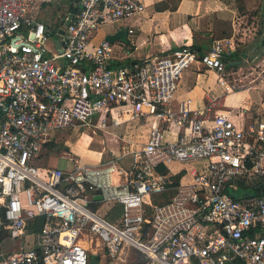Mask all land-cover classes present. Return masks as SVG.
Instances as JSON below:
<instances>
[{
  "label": "built area",
  "instance_id": "built-area-1",
  "mask_svg": "<svg viewBox=\"0 0 264 264\" xmlns=\"http://www.w3.org/2000/svg\"><path fill=\"white\" fill-rule=\"evenodd\" d=\"M36 1L0 0V264L101 263L131 248L145 264H264V110L248 120L242 107L213 116L214 98L201 110L190 99L173 106L195 64L233 92V40L130 62L92 39L141 15L142 0H78L58 26L32 14ZM124 118L150 123L147 142L121 156H132L128 168L82 164L67 150L70 168L45 164L60 143L53 133ZM174 162L190 164L189 183L159 171ZM170 189L168 202H152ZM111 203L122 209L116 222L95 209Z\"/></svg>",
  "mask_w": 264,
  "mask_h": 264
},
{
  "label": "crops",
  "instance_id": "crops-1",
  "mask_svg": "<svg viewBox=\"0 0 264 264\" xmlns=\"http://www.w3.org/2000/svg\"><path fill=\"white\" fill-rule=\"evenodd\" d=\"M142 2L146 6V10L141 15L116 23L117 26L113 30L101 32L100 29L94 35L92 44H99L107 34L125 27L129 31V44L116 43L114 48L118 56L127 55L130 62L142 61L147 57L171 55L184 46L204 53L215 41L231 39L234 42L233 50L230 55L225 57L227 74L230 77L233 73L240 74L250 59L260 58L259 62L255 63L257 67L264 63L260 62L264 55V23L258 27L254 21L260 19L262 22L264 20V15L260 12L264 10V0H142ZM71 3L77 7V1L72 0ZM56 5L64 6L65 9L62 14L57 16L58 19L52 21L49 18L57 10L54 8ZM70 6L69 0H37L33 6L32 14L47 25L58 26L71 19V16L78 11L73 13L74 10ZM259 9L260 11H257ZM258 28H260L259 31ZM257 34L261 39L257 38ZM261 78L250 89L228 93L219 85L218 75L215 72L207 70L201 64H195L186 70L179 80L173 106L177 109L180 103L190 99L192 109L201 110L208 106L211 99L214 98L216 106L211 111L213 116L215 112H226L242 107L247 109L248 112L245 113L249 120L251 115L260 114L264 110V75ZM227 81L232 84L229 78ZM231 96H237V98L229 107L227 102L229 98H232ZM126 119L124 118V123L135 122ZM148 125L150 132V123ZM137 129V125H133L131 133H137ZM92 137L91 143L94 142L96 136L92 135ZM97 138L99 139V137ZM59 142H62L60 138L57 139V143ZM102 151L98 154H102ZM49 155H51V151ZM121 156L115 159L121 162L123 160L120 159ZM127 156H131L130 153ZM50 162L51 160H48L47 164L50 165ZM98 164L100 163H96V165ZM130 165L129 161L125 168ZM55 167L60 166L56 165ZM183 167L186 169L182 170ZM190 167L187 168L181 163L174 162L166 168L161 167L159 171L167 175L174 185V179L179 176L178 184L183 177L189 178ZM187 169L189 170L188 175ZM183 172L184 174L180 175Z\"/></svg>",
  "mask_w": 264,
  "mask_h": 264
},
{
  "label": "rangeland",
  "instance_id": "rangeland-1",
  "mask_svg": "<svg viewBox=\"0 0 264 264\" xmlns=\"http://www.w3.org/2000/svg\"><path fill=\"white\" fill-rule=\"evenodd\" d=\"M57 10L53 12V16H51L52 21L54 19H58V15L63 13L64 6L56 5L54 6ZM257 11H260L257 10ZM262 15H264V10H261ZM257 13V12H255ZM255 23L260 26L263 25L264 20L260 22V19L254 20ZM251 20V22H254ZM250 22V24H252ZM117 24H105L101 27V32H106L107 30H113ZM63 27H66V24H63ZM260 28H258V31ZM258 33V32H257ZM257 38L259 39L260 36L257 34ZM261 39V38H260ZM117 50V49H116ZM260 58L250 59L248 63L245 65L246 67L244 70L238 73H233V75L229 78L231 83L234 85L233 92H239L242 89H250L254 87L256 83L261 80L262 75H264V55L263 59L260 61L263 64L260 66H256V62H259ZM253 69H252V68ZM244 73V74H242ZM261 76V77H260ZM232 98H229V101L227 102L229 107L232 106L233 101L237 98V96H231ZM230 102V103H229ZM124 119H122V124L119 126H116L113 124V122L110 121V119L107 121V127L103 129H96L95 132L90 130L89 128H82V129H74V130H65L59 133H53L52 134V140H57L60 138L62 142L54 148H51V158H46L44 161L45 164H47L48 160H51L50 166H60L63 168H70L71 163L68 160L62 159L61 154L64 151H70L75 158L79 160L82 164H88V165H96V163L104 164L107 161L111 159L118 158L120 155H123V153L133 151L135 149H139L143 146V144L148 140L149 138V122L145 121H135V122H123ZM133 125H137V133L132 134L131 130ZM110 132V133H108ZM93 136H96L93 143H91V139ZM99 137V139L97 138ZM165 141L174 140L173 133L167 131L165 133ZM67 140V141H66ZM65 141V142H64ZM102 141V142H101ZM65 145H64V143ZM103 150V151H102ZM102 151V154H98V152ZM45 154H47L45 152ZM128 155V154H127ZM125 156L121 162L118 164L127 167V163L132 160V156ZM56 158V159H54ZM54 159V160H53ZM99 164V165H100ZM185 167H190V164H183ZM194 165H201L200 162L194 163ZM178 169H180V166H178ZM186 168L183 167L182 170H185ZM184 172L180 175H183ZM180 176L177 177V179H174V183H176L177 180H179ZM182 183H189L190 177H183L181 180ZM176 185V184H175ZM174 185V186H175ZM175 194V189H170L160 195L154 196L152 198L153 203H163L168 202L172 196ZM248 194H251L250 191H248ZM243 195V193H242ZM96 205L95 209H99L101 214L107 215V218L112 221L116 222L121 217V207L112 205ZM149 209V208H148ZM148 213H150V210H148ZM94 258V257H92ZM91 258V259H92ZM96 258V257H95ZM100 260L99 258H97ZM100 264H145V260L141 252L138 250L131 248L129 252H124L122 256L117 260H110L103 258Z\"/></svg>",
  "mask_w": 264,
  "mask_h": 264
},
{
  "label": "water",
  "instance_id": "water-1",
  "mask_svg": "<svg viewBox=\"0 0 264 264\" xmlns=\"http://www.w3.org/2000/svg\"><path fill=\"white\" fill-rule=\"evenodd\" d=\"M64 30L60 29L59 33L60 34H64ZM129 31L127 28L122 27L120 29H118L117 31H115L114 33H109L106 35L105 37V41L115 45L116 43H121L124 45L129 44ZM56 43H58V40L56 39ZM96 199H101V196H97ZM90 264H100L99 260L97 258H92L91 259V263Z\"/></svg>",
  "mask_w": 264,
  "mask_h": 264
},
{
  "label": "trees",
  "instance_id": "trees-1",
  "mask_svg": "<svg viewBox=\"0 0 264 264\" xmlns=\"http://www.w3.org/2000/svg\"><path fill=\"white\" fill-rule=\"evenodd\" d=\"M69 1H70V5H71L70 7H71V9L74 10L73 13H75L76 10H78V8L75 6L74 3H71L72 0H69ZM74 1L76 2V1H78V0H74ZM177 182H178V180L176 181V183H174V185H175V184H178Z\"/></svg>",
  "mask_w": 264,
  "mask_h": 264
},
{
  "label": "bare ground",
  "instance_id": "bare-ground-1",
  "mask_svg": "<svg viewBox=\"0 0 264 264\" xmlns=\"http://www.w3.org/2000/svg\"><path fill=\"white\" fill-rule=\"evenodd\" d=\"M230 103V102H229ZM87 241V243H88V239L86 240ZM95 245V242H93V241H91L90 243H89V247H93Z\"/></svg>",
  "mask_w": 264,
  "mask_h": 264
}]
</instances>
